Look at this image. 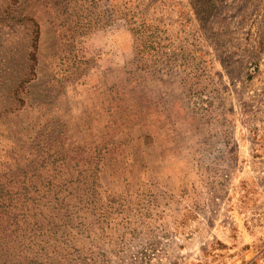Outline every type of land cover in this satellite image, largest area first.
<instances>
[{"label":"rangeland","instance_id":"1","mask_svg":"<svg viewBox=\"0 0 264 264\" xmlns=\"http://www.w3.org/2000/svg\"><path fill=\"white\" fill-rule=\"evenodd\" d=\"M0 264H264V0H0Z\"/></svg>","mask_w":264,"mask_h":264}]
</instances>
